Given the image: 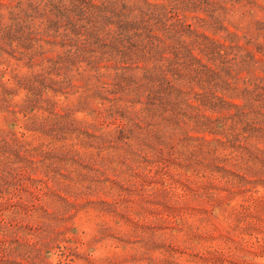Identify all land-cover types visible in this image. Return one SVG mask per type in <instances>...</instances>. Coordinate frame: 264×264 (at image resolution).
Listing matches in <instances>:
<instances>
[{"label":"rangeland","instance_id":"1","mask_svg":"<svg viewBox=\"0 0 264 264\" xmlns=\"http://www.w3.org/2000/svg\"><path fill=\"white\" fill-rule=\"evenodd\" d=\"M0 264H264V0H0Z\"/></svg>","mask_w":264,"mask_h":264}]
</instances>
